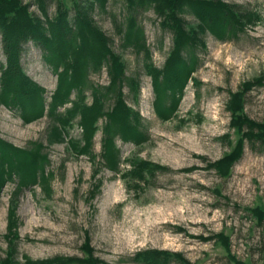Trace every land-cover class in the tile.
I'll return each instance as SVG.
<instances>
[{"label":"rangeland","instance_id":"374dc122","mask_svg":"<svg viewBox=\"0 0 264 264\" xmlns=\"http://www.w3.org/2000/svg\"><path fill=\"white\" fill-rule=\"evenodd\" d=\"M88 1L46 0V15L56 17L60 3L71 20L75 5ZM214 1L239 19L223 38L204 29L188 4L174 17L149 0L96 2L91 16L110 54L98 67L86 65L83 86L54 116L64 67L54 72L38 46H23L22 70L41 90L44 113L25 120L37 114V93L24 111L0 102V140L37 160L29 172L0 167V264H264V141L244 138L228 175L210 166L247 130L233 119L264 124V0ZM21 2L44 20L37 0ZM181 27L189 39L179 50ZM176 49L194 68L176 107L162 100L169 108L162 117L153 77L166 79ZM112 55L123 68L116 82ZM5 64L0 36V72ZM119 92L137 141L108 115ZM238 92L243 105L233 112ZM96 101L102 113L87 130L82 108ZM108 125L115 166L103 144Z\"/></svg>","mask_w":264,"mask_h":264},{"label":"trees","instance_id":"16d2710c","mask_svg":"<svg viewBox=\"0 0 264 264\" xmlns=\"http://www.w3.org/2000/svg\"><path fill=\"white\" fill-rule=\"evenodd\" d=\"M143 1L145 0H131V3L141 4ZM149 1L155 2L160 12H163L164 8L169 9L170 15L174 17H176V10L180 5L188 4L201 18V26L204 29L205 27L208 28L219 38H223L221 30L224 31L239 20L227 4L219 1ZM96 2L101 6L105 4V0L88 1L86 5L76 4L74 7L75 15L70 20L68 12L61 9L60 3L57 5V16L49 18L46 15V0H37L38 7L44 14V20H41L39 16L32 15L29 12V4H23L21 0H0V36L2 49L6 57V64L0 72V102L2 104L9 107L19 106L24 111L27 108L26 102L33 98L32 93H37L39 94L37 114L31 118L25 117V120L30 121V119H34L37 116L40 117L44 113V101L41 97V90L39 88L37 90L22 70L21 54L23 53V46L28 42H32L42 50L44 61L53 68L54 72L57 73L61 67H64L62 72H58V88L54 100H59L60 102H55L51 110L49 108V115L54 116L53 108L55 109L59 103H63L72 90H79L83 86L87 75L86 65L91 63L98 67L103 62V58L110 54L108 38L98 28L91 16L92 8ZM183 30V28L180 30L178 36L179 50L181 45L186 44L189 39V35ZM131 38L137 39L135 35L129 34L127 40L130 41L132 40ZM177 49L171 59L172 61L175 60V63L165 77L166 79L163 80V82L165 81L164 84L158 80L157 72L156 76L154 75L153 77V84L158 95V101L156 100V102L159 104L156 107L162 117H166L165 110L169 111V108L165 106L162 100L169 101L171 110H173L180 98L182 88L194 68L193 59L191 63L180 59ZM111 58L114 74L113 81L116 82L121 76L123 68L117 57L112 55ZM165 83L166 86L162 87V84L165 85ZM247 85L249 86V84ZM242 105V93H235L231 102V109L233 112L240 110ZM73 111H76V109H73ZM82 112L83 122L87 125V130H90L96 117L102 113V106L96 101L91 107H83ZM130 112L131 110L123 103L120 92L117 93L115 106L108 115L116 121L115 124L119 126L120 133L125 139L137 141L136 139L141 136V133L136 126L131 125ZM134 121H138V118L136 119L135 117ZM232 124L242 131L247 126V130L242 132L241 138L231 153L210 164L221 175H228L231 165L242 153L244 138L253 139L256 137L264 141V124H257L245 117H236L233 119ZM255 129L258 130L256 133ZM110 132L109 126L108 134L103 144L107 156H109L110 165L115 166L118 152L116 148L114 149L113 136ZM22 153L24 152L0 140V167L7 165V169L12 172L18 169L25 172L33 171L37 161L35 160L36 157L33 155L31 156L32 158L29 157L27 160L22 159L24 157ZM0 171L3 172L2 170ZM1 172L0 180L3 177ZM263 216L264 214L259 211L258 218L261 220Z\"/></svg>","mask_w":264,"mask_h":264}]
</instances>
